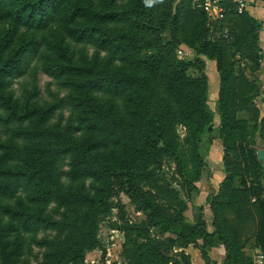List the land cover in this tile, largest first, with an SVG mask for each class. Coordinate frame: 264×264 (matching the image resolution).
I'll return each mask as SVG.
<instances>
[{
	"label": "trees",
	"instance_id": "trees-1",
	"mask_svg": "<svg viewBox=\"0 0 264 264\" xmlns=\"http://www.w3.org/2000/svg\"><path fill=\"white\" fill-rule=\"evenodd\" d=\"M222 4V20H211L195 1L178 0L170 13V22L182 41L196 44L198 55L216 60L221 112L218 125L224 148H230L225 139L233 136L231 141L237 142L242 161L238 167L250 180L241 177L235 184L232 176L225 177L216 197L207 194L212 229L203 217V205L198 206L193 223L183 222L182 210V215L168 216L172 219L170 222L160 221L168 234L150 236L147 232L144 235L147 230L142 224H127L143 240L133 237V245H123L125 264H191L184 247L197 243L198 238L202 239L199 248L206 264L211 262L207 248L217 241L223 243L228 263L253 264L252 257L240 246L248 236H253L264 257V185L258 181L263 164L256 156V148L244 140L243 134L235 135L232 130L233 127L247 129L250 119H258V109L252 102L257 81L247 75L245 68L254 72L260 67L259 39L255 40L258 45L248 44L242 53L250 64L243 62L235 71L228 56L229 41L232 39L236 44L238 39L249 40L260 21L246 8L239 11L232 0H224ZM229 15L234 22L238 19L237 39L235 34L229 35L228 30L231 32L232 28L227 27ZM122 18L119 11L96 7L89 0H0V264H17L21 241L15 238V242L13 236L18 234L22 239L23 230L52 224L46 212L47 204L70 194L68 190L74 184L64 188L60 178L63 156L71 157V168L64 174L72 180L113 174L121 188L134 198L139 189L133 182V168L146 169L147 164L157 161L161 155L176 154L174 144L166 137L175 118L193 123L198 131L196 140L203 139L216 125L207 106L205 80L185 69L172 70L162 75V93L151 99L136 121H129L130 134L126 146L120 150L122 155L112 150L109 155L102 153L103 159L98 157L108 149L109 139L94 132L104 125L106 116L102 114L109 115L104 108H112L113 103L103 104L96 99L104 98L107 92L121 93L129 83L147 82L141 79L143 64L132 55L130 45L125 49L121 45L122 35L111 33L107 27L109 22H120ZM214 27L223 37L215 39L208 35ZM89 41L104 47L105 54L101 55L97 48L87 57L84 48ZM115 52L120 55V63L112 66ZM38 68L72 90H82L80 96H84L88 108L77 111L75 120L69 117L63 121L60 117L50 121L56 104L35 105L36 91L27 88L22 96L17 95L12 86L14 80L34 77ZM237 109H246L248 117H236L233 112ZM28 120L32 123L30 126ZM259 120L264 131V112ZM76 121L85 123L79 125ZM174 158L180 164L178 157ZM225 171L231 170L225 167ZM84 186L86 183L82 181L80 187ZM176 222L180 225H175ZM121 229L126 232L125 228ZM178 233L185 235L182 241L175 238Z\"/></svg>",
	"mask_w": 264,
	"mask_h": 264
},
{
	"label": "rangeland",
	"instance_id": "rangeland-1",
	"mask_svg": "<svg viewBox=\"0 0 264 264\" xmlns=\"http://www.w3.org/2000/svg\"><path fill=\"white\" fill-rule=\"evenodd\" d=\"M89 1L96 7L119 11L123 15L124 18L120 19V22H109L107 27L111 33L122 35L121 40L124 42L121 45L125 49L130 45L131 50L130 48L128 50L143 64L141 79L147 81L129 83L121 93L107 92L104 98L96 99L98 102L103 101V104L113 103L112 108H104L109 111V115L102 114L106 116L104 125L94 132L100 136L106 135L109 139L108 149L100 152L98 156L100 159H103L102 153L109 155L112 150L116 155H122L120 150L126 146L130 134L129 121H136L148 103H151V99L157 93H162V75L172 70L185 69L187 73L205 80L208 92L207 106L212 112L216 125L213 130L206 132L203 139L196 140L198 131L193 123L179 117L175 118L169 126L166 137L174 144L172 145L176 149L174 156L178 157L180 164L177 165L174 156L163 154L157 161L147 164L146 169L141 166L137 170L133 168V182L138 187L139 193H142L135 194L134 198L128 195L126 189L121 188L120 181L113 178V174L103 175L100 178L87 176L85 179L72 180L64 174L71 168V157L63 156L60 161L62 184L64 188H69V183L74 184V187L68 190L70 194L67 193L68 195H64L60 200H52L47 204L46 212L52 218V224L49 226L40 224L36 228L23 230L20 235L22 239L17 237L18 234L13 236V240L17 238L21 241V245H18L17 264H125L123 245L128 247L133 245V237L138 241L143 240L142 236H137L134 230L127 228V224H142L147 230L144 235L147 232L150 236L163 235L166 230L162 229L161 222L162 220L170 222L172 219L168 216L182 215L183 212L184 223H191V220L188 222L187 215H192L194 221L198 206L202 205L193 202L199 192L200 184L197 182L205 176L211 177V171L217 172V180L214 182L212 180L214 191L209 192L212 197L220 193V183L225 177L232 176L235 184L239 183L241 177L250 180L249 175L238 167V162L242 161L237 142L231 141L233 136L228 135L229 139H225L226 143H230V148H224L223 135L218 125L221 112L218 109L220 80L216 60L198 55L195 50L196 44L189 45L182 41L171 27L170 13L174 11L178 0H153L152 3H148L147 0ZM229 14L232 17L234 15L232 12ZM223 15L224 12L210 19L222 20ZM230 15L228 16L230 23L227 27L232 26V28L231 32L230 30L228 32L229 35L232 33L236 37L238 19L234 22V18L231 20ZM251 15L260 21V26L250 33L249 40L238 39L236 44H233L232 39L229 41L228 56L233 61L235 71L243 62L250 64L242 56L248 44L258 45L255 40L259 39L262 23L257 16ZM226 22L224 18V27ZM208 35L215 39L223 37L220 30L215 27L208 31ZM260 47L262 48L261 45ZM97 48L101 50V55L107 51L94 42H87L84 48L87 57H91L94 49ZM258 53L261 65L262 49ZM119 57L120 55L115 52L112 66L120 63ZM245 71L247 73V67ZM251 74L253 75V72ZM251 74L249 73L250 78H252ZM256 79L258 80L257 77ZM256 84L252 102L258 109V119H250L247 129L233 127L232 130L235 135L239 132L243 134L244 140L257 149L264 148V131L259 120L264 112V88L260 83L256 82ZM12 86L15 93L21 96L26 88L36 91L33 97L35 105L56 104L57 107L52 112L50 121L60 117L63 121L69 117L75 120L77 111L84 107L88 108L84 96H80L82 90H72L55 77L45 73L42 68L37 69L34 77L16 78ZM233 113L238 118L248 117L246 109H237ZM77 123L80 125L85 122ZM31 124L28 120L27 125ZM106 161L111 166L115 165L111 160ZM225 167L231 171L226 173ZM82 181L86 186L80 187ZM258 181L264 185V165L259 169ZM204 204L207 208H203L202 214L212 229L214 226L209 199H206ZM177 208L180 209V213H177ZM151 213L154 214L152 217H150ZM175 225L179 226L180 223L176 222ZM121 227L125 228L126 232ZM175 238L177 241H182L185 235L178 233ZM245 240L250 243L254 238L248 236ZM243 251L250 256H257L258 253L255 250L251 252L243 249Z\"/></svg>",
	"mask_w": 264,
	"mask_h": 264
},
{
	"label": "crops",
	"instance_id": "crops-1",
	"mask_svg": "<svg viewBox=\"0 0 264 264\" xmlns=\"http://www.w3.org/2000/svg\"><path fill=\"white\" fill-rule=\"evenodd\" d=\"M248 3L246 5V9L253 15L257 16L259 19H261V30L259 33V40L260 45L262 46V59H261V65L257 70H254L253 75L252 72L247 71V75L249 76V73L252 75V78H255V80L260 83V86L264 88V0H247ZM258 78V80L256 79ZM223 169V168H222ZM224 174V173H223ZM216 171H211V177L205 176L203 179L199 180L197 184H200L199 186V192L197 193V196L193 199V202L205 205L204 202L206 200L207 194L209 192H213L212 189L213 182L216 181L217 177ZM215 178V179H214ZM213 180V182H212ZM219 180V179H218ZM204 209L207 208V206L203 207ZM210 212V211H209ZM206 214V213H205ZM188 222L193 223V216L187 215ZM208 216V214H207ZM208 228L210 229V224L207 223ZM165 234H168L166 232ZM202 242L201 238H198L197 243H189L187 246L184 247V250L190 255V261L191 264H206L205 260L201 254L199 243ZM240 246L245 249L246 251H257V256L251 255L253 264H264V257L263 254L258 246L254 244V240L252 242H248L247 240H243L240 243ZM207 255L210 258L211 262L208 264H230L225 260V247L222 242L217 241L215 244L209 246L207 248Z\"/></svg>",
	"mask_w": 264,
	"mask_h": 264
},
{
	"label": "built area",
	"instance_id": "built-area-1",
	"mask_svg": "<svg viewBox=\"0 0 264 264\" xmlns=\"http://www.w3.org/2000/svg\"><path fill=\"white\" fill-rule=\"evenodd\" d=\"M198 5L202 6L207 13V16L210 18H215V16H220L223 12V1L224 0H193ZM236 2L237 9L241 11L244 9L248 3L247 0H232Z\"/></svg>",
	"mask_w": 264,
	"mask_h": 264
},
{
	"label": "water",
	"instance_id": "water-1",
	"mask_svg": "<svg viewBox=\"0 0 264 264\" xmlns=\"http://www.w3.org/2000/svg\"><path fill=\"white\" fill-rule=\"evenodd\" d=\"M256 156L258 159L262 161V164L264 165V148L259 147L256 149Z\"/></svg>",
	"mask_w": 264,
	"mask_h": 264
},
{
	"label": "clouds",
	"instance_id": "clouds-1",
	"mask_svg": "<svg viewBox=\"0 0 264 264\" xmlns=\"http://www.w3.org/2000/svg\"><path fill=\"white\" fill-rule=\"evenodd\" d=\"M147 2H148V3H152V2H153V0H147Z\"/></svg>",
	"mask_w": 264,
	"mask_h": 264
}]
</instances>
